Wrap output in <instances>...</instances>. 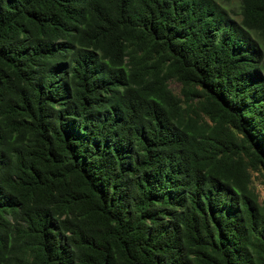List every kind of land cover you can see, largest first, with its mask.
I'll return each instance as SVG.
<instances>
[{
  "label": "trees",
  "instance_id": "obj_1",
  "mask_svg": "<svg viewBox=\"0 0 264 264\" xmlns=\"http://www.w3.org/2000/svg\"><path fill=\"white\" fill-rule=\"evenodd\" d=\"M239 1L0 0V264H264V0Z\"/></svg>",
  "mask_w": 264,
  "mask_h": 264
},
{
  "label": "rangeland",
  "instance_id": "obj_2",
  "mask_svg": "<svg viewBox=\"0 0 264 264\" xmlns=\"http://www.w3.org/2000/svg\"><path fill=\"white\" fill-rule=\"evenodd\" d=\"M218 3L227 12L231 19L237 22L241 21V5L239 0H231L229 2H227L226 0H218ZM170 86L175 94L179 95L181 85L178 82L173 81L171 82ZM252 188L258 194L260 202L264 203V177L261 173H253Z\"/></svg>",
  "mask_w": 264,
  "mask_h": 264
}]
</instances>
